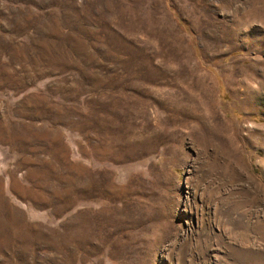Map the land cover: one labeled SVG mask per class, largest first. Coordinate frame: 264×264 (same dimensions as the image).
Segmentation results:
<instances>
[{"label": "rangeland", "instance_id": "obj_1", "mask_svg": "<svg viewBox=\"0 0 264 264\" xmlns=\"http://www.w3.org/2000/svg\"><path fill=\"white\" fill-rule=\"evenodd\" d=\"M0 264H264V0H0Z\"/></svg>", "mask_w": 264, "mask_h": 264}]
</instances>
